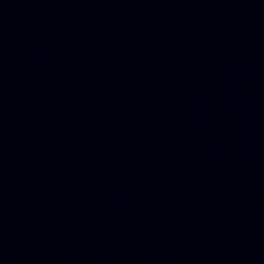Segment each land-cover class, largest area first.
<instances>
[{
	"label": "water",
	"instance_id": "95a60500",
	"mask_svg": "<svg viewBox=\"0 0 264 264\" xmlns=\"http://www.w3.org/2000/svg\"><path fill=\"white\" fill-rule=\"evenodd\" d=\"M0 264H264V0H0Z\"/></svg>",
	"mask_w": 264,
	"mask_h": 264
}]
</instances>
